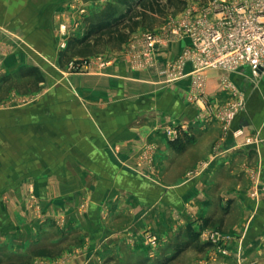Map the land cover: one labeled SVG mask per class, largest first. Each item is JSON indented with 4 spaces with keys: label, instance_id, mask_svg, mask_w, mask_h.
<instances>
[{
    "label": "crops",
    "instance_id": "1",
    "mask_svg": "<svg viewBox=\"0 0 264 264\" xmlns=\"http://www.w3.org/2000/svg\"><path fill=\"white\" fill-rule=\"evenodd\" d=\"M66 2L0 0V264H176L188 246L186 264H264V80L206 68L196 87L190 63L154 74L127 42L69 72ZM224 78L245 101L231 124ZM212 230L230 238L203 245Z\"/></svg>",
    "mask_w": 264,
    "mask_h": 264
},
{
    "label": "built area",
    "instance_id": "2",
    "mask_svg": "<svg viewBox=\"0 0 264 264\" xmlns=\"http://www.w3.org/2000/svg\"><path fill=\"white\" fill-rule=\"evenodd\" d=\"M182 38H188L190 45L173 65L155 59V52L161 45ZM127 49L134 66L146 68L154 74H172L176 68L175 75L180 76V70L190 63L196 87L206 68L228 72L247 69L252 80H264V0L217 2L203 14L169 23L163 34L145 31L132 37ZM72 69L77 68L72 66ZM221 83L234 97L222 112L224 122L231 124L244 109L245 101L231 80L224 78ZM235 134H239V130ZM150 241L153 243L156 237L152 236Z\"/></svg>",
    "mask_w": 264,
    "mask_h": 264
},
{
    "label": "rangeland",
    "instance_id": "3",
    "mask_svg": "<svg viewBox=\"0 0 264 264\" xmlns=\"http://www.w3.org/2000/svg\"><path fill=\"white\" fill-rule=\"evenodd\" d=\"M150 1L151 0H143V3H148ZM220 1L231 2L239 0H184V4H181L179 0H173V3L169 5H166L168 4L167 0H160L158 3L154 2L155 10L163 8V12H149V17L144 19L143 24L138 26L129 35L126 41V47H128V42L132 37H137V35H141L145 31H155L158 34H163L169 23H172L176 19L203 14L209 10L213 4ZM66 3V8L61 11L62 16L61 18L58 17L55 25L56 40H58L55 50L56 62L69 72L87 71L91 65L103 62L102 58L105 53L110 54L115 49L120 48L121 45L117 43V40L112 39L107 32L102 33L101 37L96 42H94V38L91 37L87 46L73 43L71 47H68L70 40L72 38H82L86 34L88 26L91 23L107 19V17L111 18L110 13L119 15V13L126 10V6L118 3L117 0H69V2ZM109 6H111V8H109ZM135 8L141 9V5H137ZM63 25H66L65 30L63 29ZM121 30L127 31L126 28H121ZM72 66L77 69L74 71ZM150 147H153V149H150ZM155 150V146L153 145L147 147L146 151H144L143 159L148 162H150V160L152 161ZM254 191L255 187H252L251 192L253 195ZM153 235L157 240L158 236L156 234ZM153 235H149L148 241H150ZM198 236L199 235L194 233H189L188 240L184 242L187 244L192 242L193 244L196 240L200 243V238ZM229 238L228 235L223 234L220 230H212L202 235L203 245L206 246L207 244L214 245L220 241L228 240ZM188 247H183L184 254L176 261V264H186L194 255L193 253L196 251V247Z\"/></svg>",
    "mask_w": 264,
    "mask_h": 264
},
{
    "label": "trees",
    "instance_id": "4",
    "mask_svg": "<svg viewBox=\"0 0 264 264\" xmlns=\"http://www.w3.org/2000/svg\"><path fill=\"white\" fill-rule=\"evenodd\" d=\"M118 3L126 6L124 12L119 13V15H114L110 13L111 18L99 20L96 23H91L88 26L86 34L79 39H71L68 47H71L73 43L80 45H88L90 38H94L96 42L101 34L107 32L112 39L117 40L119 45L124 44L129 38V35L141 24H143L144 19L149 17V12H163V8L155 10L154 2L158 3L160 0H151L148 3H143V0H117ZM173 0H167L166 5H169ZM181 4H184V0H179ZM137 5H141V9H136ZM111 8V6H109ZM121 28H126L127 31H122ZM184 246V245H183ZM180 250V249H179Z\"/></svg>",
    "mask_w": 264,
    "mask_h": 264
}]
</instances>
